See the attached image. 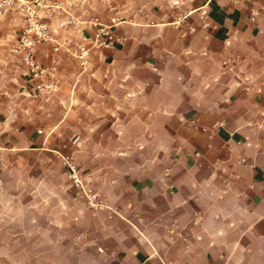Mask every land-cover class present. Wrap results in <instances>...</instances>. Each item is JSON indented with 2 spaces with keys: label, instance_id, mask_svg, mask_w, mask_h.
<instances>
[{
  "label": "crops",
  "instance_id": "crops-1",
  "mask_svg": "<svg viewBox=\"0 0 264 264\" xmlns=\"http://www.w3.org/2000/svg\"><path fill=\"white\" fill-rule=\"evenodd\" d=\"M61 2L39 12V62L59 45L42 94L9 55L22 18L0 10V264H264V0L119 22L125 42L83 66L91 7ZM64 153L102 209L60 197Z\"/></svg>",
  "mask_w": 264,
  "mask_h": 264
},
{
  "label": "built area",
  "instance_id": "built-area-1",
  "mask_svg": "<svg viewBox=\"0 0 264 264\" xmlns=\"http://www.w3.org/2000/svg\"><path fill=\"white\" fill-rule=\"evenodd\" d=\"M61 0H0V10L14 9L21 16L23 28L20 35L9 49L10 57L19 62L25 69L29 79L34 84L36 94L47 93L55 90L57 77L56 53L59 45L52 46V54L45 64L37 59L39 46L52 44L53 39L49 33L46 22L41 21L39 12H44L51 16L55 12L62 10ZM257 13L251 12L252 20ZM93 33L89 40V45L77 44L70 52L72 58L76 59L80 65H84L89 49L105 50L116 45H122L126 38L112 33L111 25H103L98 21H90ZM193 28H191V31ZM244 90H248L247 87ZM264 91V86L257 89ZM62 164L65 168L66 177L73 189L76 199L82 200L86 206L92 210H100L104 203L99 194L91 189L84 181L74 161L68 156H62Z\"/></svg>",
  "mask_w": 264,
  "mask_h": 264
},
{
  "label": "rangeland",
  "instance_id": "rangeland-1",
  "mask_svg": "<svg viewBox=\"0 0 264 264\" xmlns=\"http://www.w3.org/2000/svg\"><path fill=\"white\" fill-rule=\"evenodd\" d=\"M206 2L207 0H88L87 4L90 5L92 13L89 22L98 21L103 25H114L124 21L132 22L137 17H139V22L146 23L149 21L148 14L150 13L167 16L166 18L169 22L177 23L198 7L205 5ZM62 156L70 157L76 166H78L70 154L64 153ZM62 156L60 160L64 173L65 168L62 164ZM68 185L69 181L66 175L60 177L59 188L62 199L65 196V192H69ZM88 186L99 194L95 188L90 185ZM63 225L65 226L64 223H61V228ZM72 242L73 245L76 244L74 237L72 238Z\"/></svg>",
  "mask_w": 264,
  "mask_h": 264
}]
</instances>
